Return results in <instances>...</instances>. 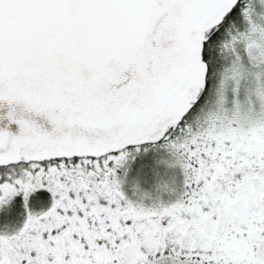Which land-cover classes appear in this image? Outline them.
Instances as JSON below:
<instances>
[{
  "label": "snow or ice",
  "instance_id": "obj_1",
  "mask_svg": "<svg viewBox=\"0 0 264 264\" xmlns=\"http://www.w3.org/2000/svg\"><path fill=\"white\" fill-rule=\"evenodd\" d=\"M0 121V264H264V0H0Z\"/></svg>",
  "mask_w": 264,
  "mask_h": 264
},
{
  "label": "water",
  "instance_id": "obj_2",
  "mask_svg": "<svg viewBox=\"0 0 264 264\" xmlns=\"http://www.w3.org/2000/svg\"><path fill=\"white\" fill-rule=\"evenodd\" d=\"M6 123H7V121H0V127H3ZM11 130L14 132L18 131V125L12 124Z\"/></svg>",
  "mask_w": 264,
  "mask_h": 264
}]
</instances>
